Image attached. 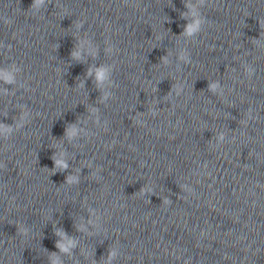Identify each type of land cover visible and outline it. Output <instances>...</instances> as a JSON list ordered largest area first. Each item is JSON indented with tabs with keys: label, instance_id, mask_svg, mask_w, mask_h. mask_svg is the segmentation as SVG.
Listing matches in <instances>:
<instances>
[{
	"label": "clouds",
	"instance_id": "clouds-1",
	"mask_svg": "<svg viewBox=\"0 0 264 264\" xmlns=\"http://www.w3.org/2000/svg\"><path fill=\"white\" fill-rule=\"evenodd\" d=\"M191 31V29H189ZM0 76H2L6 82H11V77L7 73H0Z\"/></svg>",
	"mask_w": 264,
	"mask_h": 264
}]
</instances>
